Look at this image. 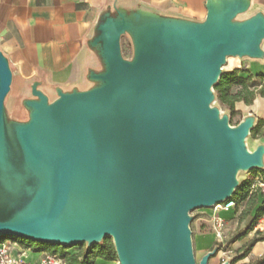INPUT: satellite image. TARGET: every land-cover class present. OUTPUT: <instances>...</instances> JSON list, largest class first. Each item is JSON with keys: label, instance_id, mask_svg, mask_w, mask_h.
<instances>
[{"label": "water", "instance_id": "1", "mask_svg": "<svg viewBox=\"0 0 264 264\" xmlns=\"http://www.w3.org/2000/svg\"><path fill=\"white\" fill-rule=\"evenodd\" d=\"M144 17L155 21L132 33L129 23L140 24ZM124 34L131 42L130 60L121 55ZM263 39L260 13L241 23L231 17L192 23L139 11L106 14L93 41L103 70L89 75L99 85L57 91L52 102L33 85V99L23 103L25 122L5 116L12 75L0 53V134L4 121L18 122L25 156L48 174L36 195L41 209L19 220L0 219V240L89 247L112 237L118 264H195L188 212L229 201L237 188L236 169H263L264 147L250 154L243 144L256 117L249 114L230 128L227 118L219 119L209 105L226 58L260 57ZM190 77L195 88L188 85ZM170 99L185 103L194 117ZM195 120L209 146L208 162ZM84 147L88 156L79 157ZM108 164L113 165V182L103 177L102 166ZM209 182L214 189L197 194ZM160 190L166 197L157 196ZM71 194L80 203L75 215L69 214Z\"/></svg>", "mask_w": 264, "mask_h": 264}, {"label": "crops", "instance_id": "2", "mask_svg": "<svg viewBox=\"0 0 264 264\" xmlns=\"http://www.w3.org/2000/svg\"><path fill=\"white\" fill-rule=\"evenodd\" d=\"M138 11L183 22L202 23L214 16L231 17L232 22L241 23L257 13L264 16V0H0V53L12 75L4 102L6 118L27 120L28 113L21 116L19 111H25L23 103L33 99V85L47 96L48 102L57 98V91L90 88L89 75L103 70L93 45L96 26L106 14L129 16ZM259 49L260 57H227L223 70H238L243 78L251 75L257 84V76L264 75V39ZM234 105L242 111L241 120L249 114L264 117V98L257 95L251 105ZM261 250L264 246L257 245V253ZM18 251H24L27 261L33 264L46 254L20 248ZM94 264L115 262L96 258Z\"/></svg>", "mask_w": 264, "mask_h": 264}, {"label": "rangeland", "instance_id": "3", "mask_svg": "<svg viewBox=\"0 0 264 264\" xmlns=\"http://www.w3.org/2000/svg\"><path fill=\"white\" fill-rule=\"evenodd\" d=\"M120 50L124 59H131L132 47L130 38L127 34H124L120 37ZM231 62H234V60L232 59ZM227 69L230 68L227 67ZM230 71L232 70H229L228 72ZM225 72L227 71L225 70ZM251 82L255 83L256 81L251 80ZM258 82H260L259 79H257V83ZM98 85V82H93L88 89L94 88ZM237 90H239V87H233L231 92L234 93ZM213 96L214 98L209 104L210 108H215L217 110L219 119L225 116L230 127H237L242 121V111L235 109L234 105L233 111L230 112L224 105L217 101L214 92ZM170 101L174 106L181 108L182 111L186 112L191 117H194L191 108H189L185 103L178 99H170ZM19 112L21 116H24L27 111L20 110ZM25 121L26 118L21 119L18 122ZM18 122L17 124H11L7 121H4V128H2L0 134L1 220H19L38 212L42 206L39 204V202H37L36 195L40 190L44 180L48 176L46 171L40 172L37 168V164L34 161L28 160V158L25 156L24 150L19 143L16 133ZM194 126L199 131V139L203 149L205 150L203 155L208 162L211 160L209 146L206 140L201 136L202 133H200L199 123L197 120H195ZM92 135L93 134L88 137L89 142L86 144V146H89L90 141L93 139ZM243 144L250 154L258 152L261 147H264V127H261L258 131L256 130L255 134H251L250 132L244 138ZM85 151L86 147L80 151L78 156L80 157L83 155ZM85 155L88 156V153L85 152ZM262 165V168L264 169V159L262 161ZM102 169L103 171H106L103 172V177H105V179L109 182H113L116 178L114 177L112 171L113 165H103ZM244 181L250 183L247 197L244 200H240L233 204L229 209H215L217 206L216 205L214 207L197 208L188 212V229L191 233L190 239L192 255L195 264H200L202 258L208 253L213 254L207 259L206 264H261L258 262L262 260L264 251L261 250L259 253H257V245L264 246V239L258 242V244L256 243L251 252L245 258H241L242 249L256 234L251 232L243 239L235 241L238 233L246 226V224H248V222L251 221V218L255 214L256 208L261 205L262 201L264 200V183L261 182L260 174L258 173L257 169H236L233 186L238 187ZM134 193L137 195L136 191ZM117 194L119 197H123L122 191H118ZM123 199L120 200L124 201ZM251 200L255 202V205L250 209L249 203H251ZM228 202L229 201H225L223 204ZM221 207L223 206L221 205ZM68 208L71 210L69 211V214L72 215H75L80 209V203L77 205V200L74 199L72 194L69 197ZM142 209L143 205L137 206L136 212ZM134 214L135 212L130 213L127 222L133 220ZM217 224L221 225L220 229H218ZM259 237H264V229ZM108 238L113 245V238ZM11 242L15 244V253L19 252V248L24 249L17 242ZM84 244L85 246L83 248L87 246L86 243ZM64 248V252L67 254H75L78 251V247L76 246ZM46 254L49 255V253ZM113 261L115 264H118L116 259ZM60 262V264H63L62 260H60Z\"/></svg>", "mask_w": 264, "mask_h": 264}, {"label": "trees", "instance_id": "4", "mask_svg": "<svg viewBox=\"0 0 264 264\" xmlns=\"http://www.w3.org/2000/svg\"><path fill=\"white\" fill-rule=\"evenodd\" d=\"M238 73V70L222 72L218 82L213 86L217 101L220 104L224 105L226 109L230 112L233 111L235 102H243L246 105H251L256 95L261 98H264V84H260V82L264 80L263 74L257 76V79H259L260 82L256 84L251 82V75H248L247 77L243 78L239 77ZM233 87H239V90L233 93L231 92ZM261 127H264V118L257 117L256 125L250 131L251 134H255V131H258ZM253 169H257L258 173L260 174V180L264 183V169ZM249 188V182H242L232 194L231 198L229 199V202L235 204L240 200H244L248 195ZM254 205L255 202L251 200V203H249V208H253ZM263 216L264 200L262 201L261 205L256 208L255 214L251 218V221L248 222V224H246V226L238 233L235 238V241L241 240L246 237L249 233L253 232L256 224ZM254 233L256 235L253 236L242 249L241 258H245L251 252L255 244L264 239V237H259V235L261 234L260 232L255 231ZM10 240L13 242H17L19 245H21L22 248L30 250L31 252L49 253L50 255L55 256L59 260H62L63 264H94L96 258H101L106 261H113L116 259L114 247L111 244L109 238H104L101 243L92 244L89 247L86 246L85 248H83L85 246L84 243L76 245V247H78V251L75 254L65 253V248L59 245L37 243L21 238H11ZM258 263H264V256L262 260H260Z\"/></svg>", "mask_w": 264, "mask_h": 264}, {"label": "built area", "instance_id": "5", "mask_svg": "<svg viewBox=\"0 0 264 264\" xmlns=\"http://www.w3.org/2000/svg\"><path fill=\"white\" fill-rule=\"evenodd\" d=\"M223 69V68H222ZM221 205L223 207H221ZM218 205L219 208L224 210L229 209L233 203L228 202L226 204ZM218 229H220V224H217ZM264 229V216L258 221L253 232L258 231L263 232ZM15 244L11 240H0V264H33L27 261L25 252L15 253L14 251ZM60 260L55 256L45 254L44 258L36 264H60ZM35 264V263H34Z\"/></svg>", "mask_w": 264, "mask_h": 264}, {"label": "bare ground", "instance_id": "6", "mask_svg": "<svg viewBox=\"0 0 264 264\" xmlns=\"http://www.w3.org/2000/svg\"><path fill=\"white\" fill-rule=\"evenodd\" d=\"M154 21L155 20H152L149 17H144L143 21L140 24H130L129 23V27H130L131 32L135 33L139 26L144 25V24L146 25V24L154 22ZM174 78L177 79L176 76ZM189 80H190V82L188 83V85L191 83L190 85H192V87L195 88L196 86L194 85V83H192V81H193L192 77H190ZM230 128H232V127H230ZM214 187H215V184L213 182H209V184L204 186V188L202 190H200L197 194H204V193L210 192L214 189ZM189 188H190V186H189ZM181 194H183V193H181ZM157 196H165L166 197V194L163 190H160ZM217 208H219L218 205L216 206L215 209H217Z\"/></svg>", "mask_w": 264, "mask_h": 264}]
</instances>
